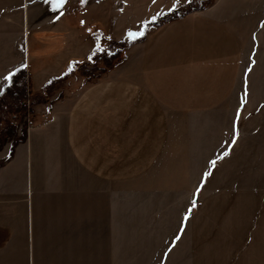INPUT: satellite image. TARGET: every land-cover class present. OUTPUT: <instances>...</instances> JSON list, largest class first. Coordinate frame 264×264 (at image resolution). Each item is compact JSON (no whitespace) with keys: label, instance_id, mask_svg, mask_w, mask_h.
I'll use <instances>...</instances> for the list:
<instances>
[{"label":"crops","instance_id":"1","mask_svg":"<svg viewBox=\"0 0 264 264\" xmlns=\"http://www.w3.org/2000/svg\"><path fill=\"white\" fill-rule=\"evenodd\" d=\"M256 1L215 0L207 10L151 27L103 77L91 84L79 80L74 98L58 100L54 93L33 106L40 123L26 130L0 167V264H126L128 257L166 264L174 257L173 250L111 252L110 227L121 228L122 242L124 228L144 227L151 242L158 181L169 176V164L217 161L201 158V141L214 136H206L208 124L223 128V115L231 116L225 151L234 145L260 45L250 37V49H244L238 35L263 30L264 6H252ZM182 5L65 0L54 8L51 0H0V93L9 81L4 77L24 67L40 94L71 64L89 62L92 29L115 41L133 39L146 23ZM9 150V143L1 147L0 161ZM181 179L189 188L188 173ZM199 184L182 192L193 195ZM152 196L154 203L147 202ZM183 211L181 227L190 204Z\"/></svg>","mask_w":264,"mask_h":264},{"label":"rangeland","instance_id":"2","mask_svg":"<svg viewBox=\"0 0 264 264\" xmlns=\"http://www.w3.org/2000/svg\"><path fill=\"white\" fill-rule=\"evenodd\" d=\"M179 1L183 5L178 9L183 10L190 0ZM214 3L215 0H210L209 5L204 7L201 2L204 8L201 6V9H193L186 14L207 10ZM239 5L245 7L248 3ZM253 5L264 6V0L256 1ZM259 18L260 16L257 17ZM169 21L159 26L151 25L147 32L151 27H160ZM243 21L245 19H238L239 23ZM255 21L256 18L253 20L252 30L256 28ZM238 27L242 26L238 24ZM240 28L239 30H242ZM238 36L244 49L246 47L250 49L252 44L250 37H253L255 42L259 41L260 45L255 50L253 71L248 75L251 96L246 104L243 102V110L241 109L242 112L238 114L234 145L230 150L228 149L229 151H225L226 139H223V133L224 129L229 131L227 139L230 137L228 119L231 116L223 115V120L226 121L220 130L216 128L215 123L208 124V130L204 132L207 137L214 136L201 141V158L206 160L216 158L217 161L201 163L200 167L199 164L192 162L170 163L168 168H165L170 171L169 176L159 178L158 181L159 194L156 200L159 217L154 240L149 241V234H145L144 227L131 226L124 228L125 241L122 242L121 228L110 227L111 252L121 250L129 256L132 254L134 256L140 254L139 252L149 253L155 249L159 252L176 251L174 257L169 258L166 264H264V28L254 36L249 34ZM71 75L60 80L53 87L54 90L48 96L47 102L54 93H58V100L72 99L76 96L82 85L79 80L83 81V79L76 74ZM28 91L26 86V118L22 122H14L10 129L9 127L5 129H9L5 131L6 134H11L15 130L12 138L21 137L24 121L26 130L34 125L29 121L28 112L34 113V111L33 106L29 105ZM31 92L35 94L32 86ZM215 109L223 112L229 110V108ZM34 115L41 120L39 115L35 113ZM8 118L9 116L4 115L0 108V131L5 128ZM196 156V154L192 155L191 158ZM183 172L190 176L189 188H182ZM178 175L181 176L177 178ZM198 182L200 184L195 189V194H186L185 191H192ZM183 190L185 191L182 192ZM147 202L154 203V197L148 198ZM188 204H190V212L188 218L183 217V227H181L178 225L179 218L182 212V215L184 214L183 210ZM153 234L154 228H152ZM171 237L173 243H169ZM164 239H167V242ZM117 261L116 258H111V263ZM164 261L159 258L151 262L140 258H126V264H160Z\"/></svg>","mask_w":264,"mask_h":264},{"label":"trees","instance_id":"3","mask_svg":"<svg viewBox=\"0 0 264 264\" xmlns=\"http://www.w3.org/2000/svg\"><path fill=\"white\" fill-rule=\"evenodd\" d=\"M201 2L205 7V5H209L210 0H190L183 10H179L177 7H175L172 11L155 17L151 22L144 25L143 30L138 37L129 41H113L100 30L92 29L91 34L95 42V52L91 55L89 62L71 64L68 70L60 78L51 79L43 86L41 95L32 94L31 81L27 76L26 69L24 67L17 68L12 73L7 85L0 93V108L3 110L4 115L7 117L9 116L5 122V128L0 131V147L5 143L10 142L9 154L5 160L0 161V167L11 157L14 146L23 142L25 139V121L23 123L24 127L22 129L20 138H12L14 137L15 133L13 128H11V131L13 130V133L11 134H6L5 131H8L10 127L13 126L14 122H22L26 118V86L28 87V92L30 95L29 105L34 106L40 102L46 103L49 99L48 96L54 90L53 87L60 80L68 78L71 74H76L77 76L81 77L83 82L86 84L94 83L121 60L122 52L128 45L134 42H141L144 39L149 26H159L166 21L177 19L189 11H192L193 9H201L203 7ZM28 115L30 117L29 121L31 124L40 123L41 120L35 116L32 111H29ZM8 127L9 129L5 130Z\"/></svg>","mask_w":264,"mask_h":264},{"label":"snow or ice","instance_id":"4","mask_svg":"<svg viewBox=\"0 0 264 264\" xmlns=\"http://www.w3.org/2000/svg\"><path fill=\"white\" fill-rule=\"evenodd\" d=\"M64 2L65 0H51V3L54 8H59ZM81 2H83V0H81ZM130 35H134V34L130 33ZM11 76H12V73H8V75L5 76L4 79L10 80ZM205 175H207V173Z\"/></svg>","mask_w":264,"mask_h":264}]
</instances>
